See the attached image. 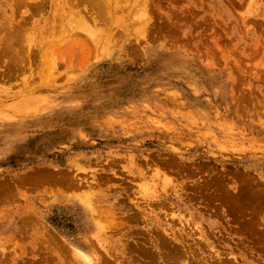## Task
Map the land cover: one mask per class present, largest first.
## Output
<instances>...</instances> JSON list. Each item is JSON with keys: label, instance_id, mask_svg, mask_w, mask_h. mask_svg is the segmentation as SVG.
I'll return each mask as SVG.
<instances>
[{"label": "rangeland", "instance_id": "1", "mask_svg": "<svg viewBox=\"0 0 264 264\" xmlns=\"http://www.w3.org/2000/svg\"><path fill=\"white\" fill-rule=\"evenodd\" d=\"M0 264H264V0H0Z\"/></svg>", "mask_w": 264, "mask_h": 264}, {"label": "bare ground", "instance_id": "2", "mask_svg": "<svg viewBox=\"0 0 264 264\" xmlns=\"http://www.w3.org/2000/svg\"><path fill=\"white\" fill-rule=\"evenodd\" d=\"M101 1V0H100ZM105 2H106V0H104ZM92 2V1H91ZM110 2V1H109ZM108 2V3H109ZM29 3V2H28ZM98 4L100 3L99 1L97 2ZM102 3V2H101ZM143 3V2H142ZM96 4V3H95ZM107 5V4H106ZM91 6V5H90ZM143 6H145V5H143ZM113 9V8H112ZM143 10V9H142ZM144 11V10H143ZM93 12V11H92ZM142 12V11H141ZM142 15V14H141ZM144 15H145V13H144ZM106 16V15H105ZM104 16V17H105ZM142 17V16H141ZM90 18V17H89ZM78 19V18H77ZM82 19V18H81ZM114 19V18H113ZM141 19H143V17L141 18ZM140 20V19H139ZM78 21V20H77ZM80 22H82V20L80 21ZM75 23V22H74ZM79 23V22H78ZM77 23V24H78ZM72 24V23H71ZM83 25V24H82ZM82 25H78V26H80V28L81 27H83ZM84 25H86V24H84ZM142 26H143V24H142ZM84 27H86V26H84ZM145 27V26H144ZM79 28V29H80ZM88 30H89V28H88ZM140 30V29H139ZM145 30V29H144ZM83 31H85V30H83ZM138 31V30H137ZM86 32H87V29H86ZM98 33V31L96 32V34ZM140 33V32H139ZM87 34H89V38H91V39H93V38H95V40L98 38L97 36H96V34H95V31H93V32H91V31H89ZM100 34V33H99ZM97 37V38H96ZM98 40V39H97ZM96 40V42H94V43H96L97 44V41ZM93 41V40H92ZM68 77H70V75L68 76ZM71 77H73V75L71 76ZM20 105V104H19ZM22 108V107H21ZM20 110V109H19ZM23 110V109H22ZM18 111V110H17ZM24 111V110H23Z\"/></svg>", "mask_w": 264, "mask_h": 264}]
</instances>
